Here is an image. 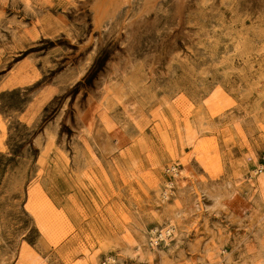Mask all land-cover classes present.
<instances>
[{
    "label": "rangeland",
    "instance_id": "1",
    "mask_svg": "<svg viewBox=\"0 0 264 264\" xmlns=\"http://www.w3.org/2000/svg\"><path fill=\"white\" fill-rule=\"evenodd\" d=\"M94 1L0 0V264H264V0Z\"/></svg>",
    "mask_w": 264,
    "mask_h": 264
},
{
    "label": "bare ground",
    "instance_id": "2",
    "mask_svg": "<svg viewBox=\"0 0 264 264\" xmlns=\"http://www.w3.org/2000/svg\"><path fill=\"white\" fill-rule=\"evenodd\" d=\"M26 4L29 3V0H24ZM128 0H95L94 3L91 6V11L93 12V20L95 26L98 25L99 20L103 19H110L112 18L115 13L119 10V8L126 3ZM158 0H144L142 8L152 7V5L157 2ZM179 1V0H178ZM97 119V118H96ZM96 123L93 122L92 128H91V134L94 137L93 134H95ZM99 137V136H98ZM97 138V137H96ZM95 138V139H96ZM97 140V139H96ZM171 169L173 168V173H177V169L174 165H171ZM264 168L263 165H259V170L262 172V169ZM171 182V181H170ZM168 183L169 186H172V183ZM167 184V183H166ZM256 220L255 222H257ZM172 228H170L167 232L169 233ZM166 233V234H168ZM148 236H151L152 242L154 240V237L156 236V231L153 229L149 231ZM156 238V237H155ZM150 239V240H151ZM138 245H135V252L132 253L133 257L136 252L140 253V249L137 248ZM122 251V250H121ZM136 257V256H135ZM134 257V258H135ZM106 261H108L110 264H131L130 262H125L124 256L121 254V252L118 250L114 256H107ZM131 260V259H130Z\"/></svg>",
    "mask_w": 264,
    "mask_h": 264
}]
</instances>
